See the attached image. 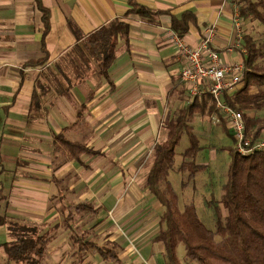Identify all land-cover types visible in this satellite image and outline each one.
<instances>
[{
	"label": "crops",
	"instance_id": "crops-1",
	"mask_svg": "<svg viewBox=\"0 0 264 264\" xmlns=\"http://www.w3.org/2000/svg\"><path fill=\"white\" fill-rule=\"evenodd\" d=\"M135 1L161 12L151 18L125 14L127 0H41L48 11L43 34L35 0H0V214L48 223L63 203L87 201L104 214L91 220L100 224L95 240L117 242L118 264H163L153 223L161 206L132 177L153 144L164 138L167 113L187 103L186 84L178 74L183 59L173 44L170 19L184 11L194 15L180 37L193 46L212 27L210 43L220 62H243L244 49L231 0ZM115 18L127 24L128 32L126 40L117 37L108 77L97 74L89 59L78 69L83 79L75 81L70 59L76 45ZM33 91L41 94L38 106L30 109ZM82 105L78 128L73 124ZM206 115L195 119L209 130L214 124ZM60 131L71 139L85 135L83 141L96 154L68 158L57 153L54 135ZM63 238L52 249L56 264L72 260L71 242L66 234ZM5 240L0 225V243ZM90 258L108 263L91 252L82 264H94Z\"/></svg>",
	"mask_w": 264,
	"mask_h": 264
},
{
	"label": "trees",
	"instance_id": "trees-1",
	"mask_svg": "<svg viewBox=\"0 0 264 264\" xmlns=\"http://www.w3.org/2000/svg\"><path fill=\"white\" fill-rule=\"evenodd\" d=\"M231 2L237 6L240 19L256 20L264 28V0ZM35 3L42 12L44 34L48 30V11L42 6L41 0H35ZM127 4L129 8L125 14L135 13L151 18L161 12L135 0H127ZM194 20L191 12L184 11L179 18L171 17L170 29L182 37L188 31L189 23H194ZM127 32V24L115 18L91 32L82 43L76 45L77 53L70 59L75 69V78L78 77L74 80L83 79L78 69L89 59L95 62L97 74L108 77L107 70L114 58L117 37L126 40ZM241 34L245 70L236 90L230 95L223 94L222 100L231 108L243 112L245 133L257 138L263 135L261 132L264 131V114L260 117L247 116L246 112L249 109L254 110V113L264 109V37L256 40L251 34H243L242 31ZM42 47L44 48L43 43ZM65 78L70 82L68 87L71 86L70 78ZM40 94L33 91L30 109L38 106ZM64 94H68V89ZM214 104L211 95L204 90L191 102L169 111L163 121L165 136L153 144L142 165L145 186L162 208L154 239L163 245V264H181L177 254L180 244L183 246V255L189 262L264 264V150L242 156L234 151L231 144L222 146V149L227 150L229 160L221 193L217 198L211 194L207 198L202 197L203 200L206 199L205 204L213 214L212 228H208L199 218L194 203L196 197L193 194L181 206L178 204L179 192H184L189 185L192 191L195 190L193 193L199 192L195 178L209 168L207 163L198 161L197 156L199 153L202 156L203 150L210 147L209 143L216 141V136L214 135V139L200 135L195 131L193 121L196 117L215 111ZM83 107L82 105L79 110L77 122L73 124L78 128H82L80 121ZM214 126L233 142L223 119L212 127ZM183 135L186 136V145L177 152L175 149ZM83 136L85 135L79 139H71L65 135V131H60L54 135L55 151L68 158H77L83 152L96 154L83 141ZM177 153L180 154V159L176 161ZM174 169L182 176L180 188L177 190L169 181L170 172ZM1 193L0 189V199ZM198 194L201 195V192ZM223 208L225 214L222 212ZM95 210L87 201L72 200L63 203L58 207L61 219L55 224L0 214V225H4L7 238L0 243V264H50L47 254L49 244L57 237L56 232L59 229L65 231L72 245L70 264H82L84 256L91 252H96L110 264H118L120 260L117 256V242L96 241L95 236L90 233L94 224L86 226L84 221L77 219L81 212L94 213Z\"/></svg>",
	"mask_w": 264,
	"mask_h": 264
},
{
	"label": "built area",
	"instance_id": "built-area-1",
	"mask_svg": "<svg viewBox=\"0 0 264 264\" xmlns=\"http://www.w3.org/2000/svg\"><path fill=\"white\" fill-rule=\"evenodd\" d=\"M233 24L237 37L241 39L242 20L239 17L237 6L233 4ZM206 36L196 45L186 44L179 36H173V44L183 63L179 67V77L186 84L187 103L191 102L201 91L208 92L214 100L215 111L206 115L209 123H218L223 119L232 136V148L242 156L258 150H264V131L262 136L252 138L245 133L243 112L231 108L222 100L223 94L230 95L245 70L242 61L220 62L218 52L211 47V38L214 34L212 27L205 29Z\"/></svg>",
	"mask_w": 264,
	"mask_h": 264
},
{
	"label": "rangeland",
	"instance_id": "rangeland-1",
	"mask_svg": "<svg viewBox=\"0 0 264 264\" xmlns=\"http://www.w3.org/2000/svg\"><path fill=\"white\" fill-rule=\"evenodd\" d=\"M243 24H242V32L244 33H248L251 34L256 40H260L264 37L263 35V31L264 28L256 21V20H243L241 19ZM182 81V80H181ZM183 82V81H182ZM203 91H201L198 95H200ZM210 114V113H209ZM264 114V109L256 111L254 113V115L260 117ZM247 115V114H246ZM249 116V114L247 115ZM197 119V118H196ZM196 119L194 120V128L195 130L200 134V135H207L206 138H212L214 137V135L216 136V141L214 142H210L208 146L210 147H206L205 150H203V154L200 157V153L198 154V161L201 162H205L208 165V169L207 171L198 174V176L195 178L196 180V189L201 192V195L198 193H193L194 191H192L190 185L187 187L186 191H181L179 199H178V204L179 206H181V204L183 202H186L191 195L193 194L196 197V200L194 199V203L195 206L197 208V212H198V216L199 218L203 221V223L208 227V228H212L213 227V223H214V219H213V214L210 210V208L207 206V204H205V200H203L202 197L207 198L210 194L213 195L215 198L219 197L220 193H221V185L223 184V182L225 181V171L227 168V163L229 160V154L227 152V150L222 149V146H227L230 145L232 146V143L229 136H227L226 134H224L223 132H219L218 128L214 127H210L209 130H207V128L205 127V123H202L203 121L200 120V118L196 121ZM202 121V122H201ZM161 133H162V128H161ZM262 133V132H261ZM210 134L212 136H210ZM209 135V136H208ZM215 139V137H214ZM186 136L183 135V137L181 138L179 144L176 147V151L179 152L185 145H186ZM208 149V150H207ZM222 149V150H221ZM212 154V156H210V154ZM180 159V154L177 153V155L175 156V160H179ZM179 163L176 162V165ZM143 172H144V167H141L139 170H137L132 179L135 180L136 182H141L142 185L145 186L144 183V178H143ZM182 177V176H181ZM180 174L178 173L177 170H173L170 172L169 175V181L172 184L173 188L175 190L180 188V182H181V178ZM147 189V188H146ZM179 191V190H178ZM154 199V198H153ZM157 204H155L156 207ZM153 208V207H152ZM97 210V208H95ZM154 209V208H153ZM96 210L94 211V213H88V212H81L80 214L77 215V219L84 221L86 226L91 225V220L93 217L97 218L98 220H100L99 215H104L102 214V210L101 207H98V211L96 212ZM162 211V208H161ZM223 214L226 213L225 209H222ZM59 215V214H58ZM94 215V216H93ZM160 212H155L154 213V232L157 231L158 229V218H159ZM139 216V217H138ZM137 217L134 218V220H139L141 218L140 215H138ZM29 219V218H26ZM61 219V216L59 215L58 217H55L52 221H49L48 223H59ZM32 220V219H30ZM97 219H95L94 221V228L90 229V233L91 235L96 234L99 231V228H97L100 224L99 221ZM35 221V220H34ZM37 221V220H36ZM96 221V222H95ZM152 223V224H153ZM96 225V227H95ZM97 228V229H96ZM98 230V231H97ZM97 235V234H96ZM56 236L60 237L61 240L57 238H53L50 241L49 244V248H48V261L50 262V264H56L53 259H52V250L53 247L56 245L57 242H61L63 241V237H65V231L59 229L56 232ZM63 243V242H61ZM183 246L180 244L177 247V254L179 255V259L181 264H196V262H189L185 259L184 255H183ZM68 253V252H67ZM0 255H2V248L0 246ZM71 255H69L70 257ZM0 258H2L0 256ZM91 260L89 261L91 263V261H95L94 264L96 263V261L98 260V258L95 260L93 258H90ZM198 263V262H197ZM108 264V263H105Z\"/></svg>",
	"mask_w": 264,
	"mask_h": 264
}]
</instances>
